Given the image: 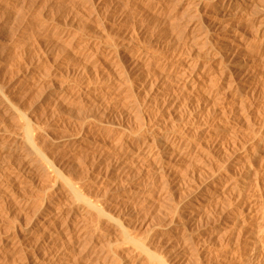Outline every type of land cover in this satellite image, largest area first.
<instances>
[{
    "label": "rangeland",
    "instance_id": "rangeland-1",
    "mask_svg": "<svg viewBox=\"0 0 264 264\" xmlns=\"http://www.w3.org/2000/svg\"><path fill=\"white\" fill-rule=\"evenodd\" d=\"M197 1L198 0H175L174 2L173 0H147V1L146 0H109V1L108 0H0V264H31L25 252L27 251L30 252L34 249L35 250L40 249L39 246L36 248L38 243L36 239H39L40 238L39 236L42 234L41 227L38 224L40 223L39 221L42 218L43 213L45 212V208L47 206H54L55 203H57L58 201L60 202L61 200H63L62 198H64V195L62 193L60 194L56 190L57 185L61 183V179L58 178L59 176H57L56 173L55 175L54 172H51L49 170H47L48 172L46 170L44 171L43 168L40 166L42 161H39L37 157L36 160L32 150L30 148H26V146H28L27 143L21 140L18 142L17 140L18 138L20 139L24 134L23 133L24 126L22 125L24 124L23 120L25 118L30 121L31 125L33 123L32 125V129H34L33 135H35L34 133H36V131L40 129L41 136L34 139H36L37 146L40 145L42 147L41 149L45 152V154L47 153L46 155L48 156L49 161L52 162L50 163L53 165V167L56 168L61 173H63L64 175H66L67 177L69 176V179L74 178L73 181L75 182L73 181L72 182L76 183L78 186L79 185L82 186L79 187L82 189L83 192L86 191L85 194L89 195V197L91 196L92 198L91 197L90 198L92 200L93 199L94 201L99 200V203L100 201L101 203H104L105 209L107 211L110 210L109 213L112 214L114 217L116 216L119 222L121 221L123 222L121 224L126 229H128L127 232L129 231L130 235H133V237L135 235L136 236L135 238L139 240L142 239L141 241L145 240V242L151 240L148 242L150 243V248H152L151 250L154 249V251L157 254L162 256L164 255V258L170 261L169 263L171 262L173 263L176 261L179 262L181 260L180 264H190L191 262H192L191 264H195V262L197 264V260H195L196 259L195 250L191 248H193V245L196 246L197 243L199 245L201 242H203V240L205 241L209 239H211V241L216 240L215 241L216 243L214 242L215 246L216 244H218L217 247L220 246L219 249L223 250V253L227 254L228 258L230 259L232 258L234 262L236 261L235 262L236 264L260 263L261 260L260 258L263 251L262 249H264V244L256 236L257 233H255L254 231L255 234L253 232H250V234L249 233L247 234L248 236L246 234L242 235L239 241L236 242L237 245L234 244L236 241V239L234 238L235 236H233L231 240L225 239V237L223 238L221 231L217 229V220L215 221V219L217 218L216 216L217 213L215 212L217 208L213 207L215 206L214 203H212L211 205L213 209L210 207L209 212H208V208L206 211L204 210L203 212L202 209L198 208V205L202 206L203 203H199L200 198L195 199V194L198 193L197 195H199L200 197L202 196L201 193L205 189L203 186L204 184H206V186L208 184L210 186L211 184L214 185L212 186L213 189L212 188L210 189L211 192L217 189L218 190L222 189L221 184L216 183L217 181H220L219 179L221 177H223L221 178V181L222 179H224V176L225 177L233 176V178L232 177L231 178L234 180H236L235 178L238 179L243 178L241 176L242 169L239 166L241 165L240 160H242V162L244 161L242 159L243 155L245 156L247 153L250 152L251 149L252 142L250 141L252 139V133H250L251 132L250 128H252L251 126L252 122L254 123L255 120V117H253V115H255L253 113L254 105L256 104L255 101H258L259 99L258 97H260V95L264 97L263 95L264 73H262L264 71L260 70L261 69L260 67H262L260 64L261 62L253 61L254 62L253 63L251 61H248L247 64L244 65L241 59L240 61L241 63L235 65L233 63L229 64V67L231 65H233L232 67H234L232 68L234 70L232 71L233 75L231 76V80L234 81L232 82L234 86L232 90L234 89L240 90L239 88L241 86L240 83L242 84L244 83V81L245 82L250 81L249 83L251 84V87L252 86L253 87L252 90L249 92V94L246 95L247 97L245 96L248 99L245 102L246 105H244V109L241 110V107L240 109L238 107V109L241 110L239 111L238 109H236L237 107L234 108L236 110H234L232 107L231 108L224 107L222 111L213 114V118L214 116L217 117L220 115L219 117L216 118L218 120L222 117L220 119V122L221 120L224 121L225 119L224 122L226 123L227 120L226 124L224 122H221V125H226V126H230L236 121L239 122V123L238 122L235 123L237 125L243 124L244 122H247L246 120L248 118L249 124H247L246 126L248 129L247 128L245 129V133H247V130L249 131L248 134H245L247 138H245V135L241 136L240 138L243 139V142L245 144L242 142L241 144L237 142L236 145L234 144L233 146L232 145L230 146L229 144L225 152L226 154L224 153L221 154L218 151L216 153V151L214 150L215 148L213 147L212 148L207 147V150H205L203 153L200 154L194 152V155L197 156L196 158L193 155V152H189L188 153L189 155L185 156L186 158L183 157L182 160L179 159L180 161L177 160L176 162L173 160L171 161L173 167L178 166L176 167L178 169L175 168L174 174L167 173L164 176V178L162 177L155 178L153 176V171H152L153 169H151L152 167L151 165L148 164V161H142L139 160L138 158H136L137 161L136 160L133 161L132 160L133 158L132 159L128 158L127 160H129V162L128 161L127 162L129 164L125 162L126 166H124L125 163L123 162L124 161L123 159L119 160L116 157H112L113 155L112 151L114 149L115 141L120 137L121 134L119 135V133H121L120 131L124 128V126L125 128L122 130V132L123 131L126 132V130L128 132H131L133 130V132L135 131L136 133H139L140 136L146 133L145 130L148 129V126L150 124L149 122L150 120L148 116L151 117V114L152 116L154 114L155 117L156 116L155 113H156L161 118L163 117V119L164 118L166 119L167 115L170 113L169 115L172 116L168 117L167 120H164L167 122L173 120L174 117L177 118V115L180 113L178 111H183L184 108L185 109L191 108L188 105L187 98L184 101L185 94L183 95L182 93H180L184 96L182 97V95L178 94L179 93L178 91H177L178 93L175 92L174 94L175 100L173 99L172 102L178 101V103L175 102V104L176 107H179L180 109L182 108L180 106H183V104L185 106L188 105L187 107L184 106L183 109L181 110L176 108L175 109L177 111L176 113L174 112L175 111L174 109H170L171 112L164 111V109L161 108L160 105L161 103H163L162 101H164V99L161 101L162 97L159 95L157 96V94L158 93L160 94L162 90L172 93V91L174 90L172 89L174 86V81L173 83L169 82L168 79L166 80L162 79L161 81L160 79L161 77L160 78L157 77L156 84L157 82L159 83L157 85L155 84L152 88L155 90L157 86L160 85L157 89V91L160 92L157 93L153 92L154 90L152 91V88L150 91L149 90L150 86L147 87L148 88V90L146 89L147 91L146 90L139 91V93L137 92L136 94L133 91L135 90L134 85H137V83L139 82L138 80H141L143 76L142 74L141 76L140 73L138 72L141 70L142 71V72L140 71L141 73L147 74L149 71L146 72L145 70H150V72L152 73L153 71L151 67L153 63L151 64V66H149V68L148 65L150 64L147 63H146L147 66L145 64L142 65L141 67H136V69L134 67H133L134 69H132L131 66H129L130 68L127 67V71L128 69L129 71L124 74L125 76L124 78L128 80V81L125 80L124 83L126 85L125 86L126 90H123V92L120 94L118 92V89L112 86V82H114L115 86L118 85V83L116 82L117 77L113 73V68L108 67V65L105 66V64L103 63L101 64L98 63L97 65L96 64L94 65V63H97L96 61H92V60L90 61L89 59H87L86 57L80 54V50L83 51L84 48L91 47L93 43H96L97 45V42H99L98 44H100V42L102 41L101 44H105V43L107 44L108 42L107 45L109 44L113 45L112 42L113 43L116 42L114 43V45L115 44L118 45V41L119 42L121 41L122 45L123 44L124 46L127 45L126 47L130 48L131 46H133L132 49L134 51L136 50L135 52L146 50V52H148L149 55L152 54L154 56V60L158 58L162 59L165 57V61L169 60L168 61L169 63L167 61L166 62L170 66L171 63H174L176 60L179 59V57L180 58L182 57V59H186L187 57L189 59H192V61L194 60V62H201L205 59L203 57L204 56L203 52L205 48L201 46V43L192 40L195 39V37L193 38L195 32H193L192 29L196 22V24H200V26L204 25L203 27H200V29H202V30L199 29L200 31H204V29L206 30L208 28V23H209L208 20L212 19V16L214 17L215 15L214 12L216 10L214 9V5L211 3V1L213 2V0H201L204 2L203 6L194 8L196 6ZM189 3H191L190 6H187V4ZM192 5H194V7ZM102 8L104 9V11ZM251 10L248 11L249 14L247 13L248 16L246 17L248 18V20L251 19L250 21H256L261 12L260 10H256V9H255L256 11L253 10V12ZM250 14L253 15L255 14V15L253 17V15ZM206 23L207 25H205ZM220 33H221L220 30L218 31L211 30L209 35L212 44L216 45V43L214 42H216V38ZM100 34L102 35V37ZM119 35L122 36L120 37ZM122 45L120 44L118 47ZM201 47L203 48L200 49ZM162 55L165 56L161 57ZM78 64L79 65L82 64L80 65V67L85 66L83 68L85 72H83L84 70L82 69V67H81L82 71L80 67L78 69L79 66ZM240 64H242L243 66H241ZM258 64H260V67ZM239 66H241V68ZM246 67L248 68L246 69ZM96 68L99 69L97 70ZM258 69L260 73L256 71ZM96 70L98 71V74L96 73L97 72ZM110 71H112L113 74ZM143 71H145L146 73ZM81 72H83L84 74H82ZM104 76L106 78H103ZM250 78L252 80H250ZM159 79L162 83H164L165 81L167 82L164 83V85L166 84V87L163 84L162 85L160 84V81H158ZM105 81H107V84ZM106 85L108 87L111 86L109 90ZM105 88L107 89L105 90ZM257 89H258V93H257ZM254 91L256 94L254 93ZM149 92L152 94L155 93L156 95L155 97H153V95H151L152 97L150 96L151 97V102H150L151 104H149L150 111L147 108V102H146L147 98L150 95ZM251 92H253L257 97L254 96L253 93L251 94ZM176 93L178 95L177 97H176ZM132 94H134L136 97ZM250 94L252 95V97H250L251 96ZM115 95L117 96L115 97ZM255 97L257 100H255ZM153 98L155 103L153 102ZM156 98L158 102L155 100ZM179 98L181 99L179 100ZM132 99L135 100L134 102L136 103H134ZM260 99H264V98L260 97ZM4 100H6L8 104H6ZM144 101L146 102V104ZM226 101L228 100L226 99ZM226 101L223 103H226ZM260 101H261V105L264 107V100H260ZM128 102L129 103L133 102L132 103L133 106L129 107ZM148 102H149V98H148ZM156 102L159 105H157ZM155 104L156 106H158L157 107L158 110L160 108L159 111L160 114L157 113L158 112L157 109L156 112H154L155 109L153 108H156ZM191 106L193 108L194 105ZM143 108L145 109L147 108V109L144 110ZM225 108L226 110H224ZM229 108L231 110H229ZM232 109L235 112H233ZM172 110L174 111L172 112ZM145 111H149L150 113L149 112H148L149 114L147 112L145 113ZM224 111L225 113L227 111V114L230 111L228 117H230V115H233V118L236 117L239 120L234 118L231 121L230 118L226 117L227 114H225ZM237 111L239 112V114L237 113ZM141 112H143V114ZM218 113L221 114L216 115ZM245 114L248 117L243 118ZM22 117L25 118L23 119ZM134 117L138 120H136ZM241 119L244 120L243 123H241L242 122L240 121ZM136 124L138 125L134 126ZM145 125L147 126L145 127ZM37 126L39 129L37 128ZM136 127L137 128L139 127V129L141 128L142 131L141 129L137 130ZM209 129H210L209 127H203L201 130L204 134L209 132ZM140 131L143 134H140ZM67 134L69 137L67 136ZM250 134L251 137L248 136ZM118 135L119 137L116 138ZM75 136H79V137H75ZM34 137H36V135ZM77 141H80V144H77ZM226 141L224 142L226 143ZM22 143H25L24 145L26 146H24ZM46 144L48 146H46ZM243 144L246 146H243ZM239 145H242L241 148ZM28 151L31 155L28 154ZM218 154H220L221 156ZM224 155H226L225 158ZM239 156L240 157L242 156V158L237 160L236 158H238ZM50 157L52 160L50 159ZM189 159L191 162H189ZM234 159L237 160V163ZM206 160L209 163H207ZM70 162H72L73 165ZM189 163L190 164L192 163L191 166H189L190 165ZM258 164L259 163L256 164L258 168H261V166ZM189 167H191L194 170H192ZM73 169L74 172L72 171ZM211 169H213V171ZM69 170L70 172H68ZM211 172H213L214 174ZM175 173H177L178 175ZM210 173L212 176L210 175ZM191 176L192 178L194 176L196 180L194 178H193L194 180L191 179ZM260 176L258 175L259 177L257 180L258 185H256L257 183L255 184V181H253L254 178L248 175L246 179H244L245 183L247 184L245 186L244 192L246 194L245 196L248 195L250 196L257 193L258 195H260L259 197L262 196L260 198V202L264 209V194H263L264 180ZM78 177H80L79 180ZM54 179L55 182H52ZM190 179L192 180V182ZM41 180L42 181L44 180L43 183ZM249 180H251L250 183ZM193 181H196V183L198 185L200 184V186L198 187L197 184L194 183ZM188 182L190 185H188ZM252 183L256 186H254ZM185 184L186 186H188L189 189L183 188L185 187ZM89 185L91 188H89ZM191 186H194L195 189H196L195 186H197L198 188L197 190H195L192 189L193 187L191 188ZM190 188L192 189L191 192L192 191L193 192L192 194L189 195V193H191V192L188 193V191H190ZM99 194L102 197H100ZM60 195L62 198L60 197ZM118 196L120 197L118 198ZM188 205H190L193 208L197 207L196 208L197 212H194L195 213L194 217L196 218L197 226L195 225H193V227L190 226V223L188 222L189 214L188 216H185L182 214L180 215L178 213L179 217L181 216V221L186 220L185 221L186 223L184 222V224L186 225L185 228H187L186 237L188 239L192 238L191 241H187L186 243H184L185 241L182 240L179 241L177 238H175L176 234L171 229L174 225H171L170 223L171 220L169 222V219L172 217L173 213H175L176 210H180L179 207L184 206L182 209L186 207L184 209V211L186 212L182 210L183 212L180 211L181 213H189L190 210L188 208ZM102 221H100L102 224L99 222L101 225L99 224L100 228L98 227L96 234L92 233L94 236H91L92 235L91 234L90 235L91 238L86 239L84 243L83 241H78V240L75 241V238L72 242H68V240L67 242H65L64 239H62V235L64 234L61 235L60 232L55 231L56 229L60 231V229H58L60 228L59 226L54 231H52V233L60 234L59 236L57 235V240L61 244L58 241H56V245L58 247L62 246L61 248L56 247L54 242H51L50 238L46 239L47 235H45V237L43 236L44 237V239L42 237L43 241H47V242L42 241L45 247L47 245V247L49 248L50 247H53V249L54 247L58 248L57 249L58 260L56 257L54 263L52 262V264H111V263L118 264V262L120 261V257H126L125 256L126 251L128 249H131V245L130 243L128 245V242L126 244V242L123 239H121L122 241L120 240V238L122 237L119 233H117L119 232V230L118 227H116L118 226L116 222L107 221V220L106 221L102 220ZM166 224H169V226L171 227H169ZM165 225L166 227H169L167 230L170 231L167 234H165L162 231V227L163 226L165 227ZM101 226L105 229H103ZM100 229L102 232L100 231ZM111 229L112 231L110 232ZM258 229L260 228H254L253 230H256V232H258L259 231ZM251 234L254 235L252 236ZM27 236L29 238H26ZM59 239L63 240L65 243L63 241H60ZM109 239L111 241L108 242ZM253 239H255L256 241L258 239V241L256 242ZM87 240L90 242L87 243ZM15 241L19 242V244L17 242H16L17 244H15ZM57 242L59 243V245L57 244ZM111 242L112 243L115 242L114 243L115 246ZM254 242H256L255 245ZM258 242H262V243L260 244ZM62 243L63 244L67 243L66 244L67 247L66 245H62ZM190 245L191 247H189ZM101 246L102 247L105 246V247L102 248ZM197 246L194 249H196ZM237 246H239V248H237ZM258 246L261 247L262 250L261 252ZM240 247L242 250L240 249ZM252 247L254 249H251ZM108 248L110 249V251L113 250L111 251L112 254L111 252H109ZM257 248L259 249V252ZM80 249H82L81 252ZM240 250L242 252L244 251L245 253L243 252L241 254ZM62 252L65 254H63ZM120 254L123 256H121ZM128 254L129 253H127V256H129ZM65 256L69 257L70 259ZM66 258L67 260H65ZM181 258H183L184 260ZM192 258L194 261L192 260ZM235 258L238 259L236 260ZM198 263L210 264L207 263V259L203 256H201L200 258L198 257Z\"/></svg>",
    "mask_w": 264,
    "mask_h": 264
},
{
    "label": "bare ground",
    "instance_id": "bare-ground-1",
    "mask_svg": "<svg viewBox=\"0 0 264 264\" xmlns=\"http://www.w3.org/2000/svg\"><path fill=\"white\" fill-rule=\"evenodd\" d=\"M109 1V0H108ZM147 1V0H146ZM175 0H173L174 2ZM90 2V1H89ZM113 2V1H112ZM115 2V1H114ZM127 2V1H126ZM130 2V1H129ZM168 2V1H167ZM189 2V1H188ZM206 2V1H205ZM97 3V2H96ZM196 3V2H195ZM203 1L198 0L196 3V6L194 7V5H192L194 8L199 7V6H203ZM211 3L214 5V9L216 10L214 13V17L212 16V19H209V23H208V28L204 31H200L202 29H200V27H203L204 25L200 26V24H196L193 27V32L196 42L201 43V46H203L205 48L204 50V60L201 62H194V60L192 61V59H189L186 57V59H182V57H179V61L176 60L174 63H171V66L167 64V62L169 61H165V55H162L161 57H164L162 59H155L154 60V56L149 55L148 52L145 51H140V52H135L131 46L126 47L127 45L124 46V44L122 45V42L120 43L118 41V45L114 43L116 42H112L113 45H107L105 44H98L99 42L93 43V45L91 47H87L84 48L83 51L80 50V54L84 57H86L87 59H89L90 61H96L97 63H94V65L98 64V63H103L106 65H108V67H112L113 68V73L116 75V82L118 83L117 86H115L114 82H112V86H114L116 89H118V92L121 94L123 92V90L125 89V80L128 81L127 79H125L124 74L127 71V67L131 66L132 69H136V67H141L142 65L150 64L148 65L151 66L152 64V73L150 72V70H145L146 72L149 71L147 74L141 73L140 71L138 73H140V75L142 76L141 80H138L139 82L137 83V85H134L135 90H133L135 92V94L139 91H145L146 89L148 90L147 87H149V90L151 91V88L156 84V79L157 77L161 79H168L169 82L173 83L174 81V86L172 89H174L172 91V93L168 92V91H164L162 90L157 91L158 87L154 90L152 88L153 92H160V94L158 93L157 96H161L162 99L161 101L164 99V101H162L163 103H161L160 101V105L161 108L164 109V111H170V109H183V107L185 106L183 104V106L181 109L179 107H176L175 102L172 100L175 97V92H177L178 94L182 93L183 95L185 94V98L184 101L187 98V102L189 107L192 108L191 105H194L193 108H189V109H185L183 111H178L180 112L177 115V118L174 117L173 120H169L170 122L164 121L167 120L168 117H171L169 114V116L167 115V118L163 119V117L161 118L160 116H158L155 113V117L154 114L151 117H149V126L148 129L145 130L146 133H141L143 135H139V133H136L135 131L133 132V130L131 132H128L126 130L122 132V130L120 131L121 133H119V135L116 137L118 139H116L115 144H114V149H113V155L112 157H116L119 160H124L123 162H129V160H127L128 158L132 159L133 161L136 160V158H138L139 160L142 161H148V164L151 165V169H153V176L156 177H162L164 178V176L167 173L170 174H174L175 172V168L178 166L173 167V165L171 164V161H177V160H182L183 157H185L186 155L188 156L189 152H197L198 154L203 153L205 150H207V147H213L215 148L214 150L221 153V154H226V150H227V146L230 144V146L232 145H236L237 142H239V144L244 143L243 139H240L241 136L248 134V130L247 133H245V129L247 128V124L248 123V118H247V122H244V120H240L242 121L240 125H237L235 123H237L238 121H236L233 124H229L230 126H226V125H221V122H224L221 120L220 122V118L219 120L216 119L217 117H219L221 113H218L216 115H219L217 117L214 116L213 118V114L220 112L223 110L224 107H232L233 109L236 108L241 110L244 109V105L246 100L248 98H246L247 94H249V92L252 90L251 84L248 81H244V83H240V90H232L233 89V83L234 81L231 80V76L233 75L232 71L234 69V67H232L233 65H231L229 67V64L233 63L238 64L241 63V59H242V63L244 65L247 64L248 61L251 62H261V66L260 64L259 68L260 70L264 71V0H213V2L211 1ZM91 4V3H90ZM100 4V3H99ZM106 4V3H105ZM117 4V3H116ZM136 4V3H135ZM191 3L187 4V6H190ZM194 4V3H193ZM103 5V4H102ZM207 5V4H206ZM210 5V4H209ZM118 6V5H117ZM168 6V5H167ZM91 7V6H90ZM95 7V6H94ZM104 7V6H103ZM125 7V6H124ZM252 10H251V8ZM165 8V7H164ZM187 8V7H186ZM250 8V9H249ZM254 8V9H253ZM98 9V8H97ZM103 9V8H102ZM101 9V10H102ZM154 9V8H153ZM189 9V8H188ZM201 9V8H200ZM260 10V15L258 17V19L256 21H250L248 20V18L246 16L248 11L251 10L253 12L256 10ZM125 10V9H124ZM130 10V9H129ZM165 10V9H164ZM204 10V9H203ZM104 11V9H103ZM199 11V9H198ZM97 12V11H96ZM158 12V11H157ZM183 12V11H182ZM93 13V12H92ZM100 13V12H99ZM168 13V12H167ZM166 13V14H167ZM201 13V12H200ZM194 14V13H193ZM211 14V13H210ZM249 14V13H248ZM84 15V14H83ZM170 15V14H169ZM253 15V14H250ZM255 15V14H254ZM253 15V17H254ZM101 16V15H100ZM114 16V15H113ZM122 16V15H121ZM127 16V15H126ZM168 16V15H167ZM96 17V16H95ZM129 17V16H128ZM100 18V17H99ZM122 18V17H121ZM251 18V17H250ZM193 19V18H192ZM113 20V19H112ZM121 21V20H120ZM159 22V21H158ZM207 22V21H206ZM188 23V22H187ZM102 24V23H101ZM98 25V23H97ZM108 25V24H107ZM114 25V24H113ZM207 25V23L205 24ZM184 26V25H183ZM98 27V26H97ZM111 28V27H110ZM109 28V29H110ZM117 29V28H116ZM200 29V30H199ZM98 30V29H97ZM215 30H220L221 33L218 34L217 38H216V45L211 43V39H210V35L209 33ZM111 31V30H110ZM109 31V32H110ZM113 31V30H112ZM185 31V30H184ZM108 32V31H107ZM114 32V31H113ZM179 32V31H178ZM106 33V32H105ZM95 34V33H94ZM108 34V33H107ZM106 34V35H107ZM129 34V33H128ZM192 34V33H191ZM84 35V34H83ZM101 35V34H100ZM112 35V34H111ZM120 36V35H119ZM122 36V35H121ZM120 36V37H121ZM102 37V35H101ZM106 37V36H105ZM104 37V38H105ZM110 37V36H109ZM192 37V36H191ZM85 38V37H84ZM94 38V37H93ZM97 38V37H96ZM126 38V37H125ZM157 38V37H156ZM212 38V37H211ZM95 39V38H94ZM109 39V38H108ZM118 39V37H117ZM190 39V38H189ZM81 40V39H80ZM93 40V39H92ZM112 40V39H111ZM125 40V39H124ZM157 40V39H156ZM194 41V43H195ZM214 41V40H213ZM105 42V40H104ZM103 42V43H104ZM159 42V41H158ZM111 43V42H109ZM122 46L118 47L120 44ZM81 44V42H80ZM83 44V43H82ZM96 45V46H94ZM117 45V46H116ZM154 45V44H153ZM197 45V44H196ZM79 46V45H78ZM77 46V47H78ZM138 46V45H137ZM215 46V47H214ZM84 47V46H82ZM200 47V46H199ZM203 47H201L200 49H202ZM139 48V47H138ZM141 48V47H140ZM81 49V48H80ZM136 49V48H135ZM154 49V48H153ZM139 50V49H138ZM78 51V50H77ZM200 52V51H199ZM157 53V52H156ZM159 53V52H158ZM167 53V52H166ZM76 54V53H75ZM79 54V55H80ZM155 54V53H154ZM176 56V55H174ZM78 57V56H77ZM172 57V56H171ZM242 57V58H241ZM245 57V60H244ZM156 58V57H155ZM168 58V57H167ZM83 59V58H82ZM177 59V58H176ZM203 59V58H202ZM87 61V60H86ZM253 62V63H254ZM79 63V62H78ZM87 63V62H85ZM84 63V64H85ZM90 63V62H89ZM169 63V62H168ZM252 63V64H253ZM83 64V63H82ZM80 64V65H82ZM146 64V66H147ZM79 65V64H78ZM80 65L78 66V69L80 67ZM241 66H243L242 64H240ZM257 65V64H256ZM255 65V66H256ZM88 66V65H87ZM99 66V65H98ZM145 66V67H146ZM241 66H239L241 68ZM248 66V65H247ZM254 66V67H255ZM82 69L85 67L81 66ZM80 67V69H81ZM107 67V68H108ZM134 67V68H133ZM167 67V68H166ZM130 68V67H129ZM248 67H246L247 69ZM253 68V67H252ZM257 68V67H256ZM77 69V70H78ZM81 69V71H82ZM87 69V68H86ZM95 69V68H94ZM97 69V68H96ZM99 69V68H98ZM97 69V70H98ZM106 69V68H105ZM109 69V68H108ZM107 69V70H108ZM111 69V68H110ZM144 69V68H142ZM237 69V68H236ZM256 70L257 72L260 73V71ZM76 70V69H75ZM84 70V69H83ZM96 70V71H97ZM126 70V71H125ZM138 70V68H137ZM143 71V72H145ZM236 71V70H235ZM234 71V73H235ZM77 72V71H76ZM85 72V70L83 71ZM83 72H81L82 74H84ZM112 73V71H110ZM145 72V73H146ZM237 72V71H236ZM80 73V75H81ZM94 73V72H93ZM98 74V71L96 72ZM108 73V71H107ZM112 73V74H113ZM250 73V72H249ZM264 73V72H262ZM79 74V73H78ZM110 74V73H109ZM108 74V75H109ZM103 75V74H102ZM127 75V74H126ZM101 76V74H100ZM112 76V75H111ZM114 76V75H113ZM244 76V75H243ZM260 76V75H259ZM264 76V75H263ZM99 77V76H98ZM109 77V76H108ZM115 77V76H114ZM245 77V76H244ZM103 78H106L105 76ZM112 78V77H111ZM129 78V76H128ZM141 78V77H140ZM154 78V79H153ZM234 78V77H233ZM253 78V77H252ZM263 78V77H262ZM115 79V78H113ZM160 79L158 81H160ZM247 79V78H246ZM249 79V78H248ZM108 80V79H105ZM137 80V78H136ZM155 80V81H154ZM250 80H252L250 78ZM115 81V80H113ZM133 81V80H132ZM160 81V84L164 85V83H167L166 81L164 83H162ZM107 84V81H105ZM259 82V81H258ZM102 83V82H101ZM135 83V84H136ZM159 82H157L158 84ZM170 83V84H171ZM96 84V83H95ZM110 84V83H109ZM131 84V83H130ZM156 84V85H157ZM260 84V83H259ZM129 85V84H128ZM172 85V84H171ZM168 85V86H171ZM255 85V84H254ZM264 85V84H263ZM107 86V85H106ZM105 86V87H106ZM166 87V84L164 85ZM79 87V86H78ZM96 87V86H95ZM98 87V86H97ZM100 87V85H99ZM108 87V86H107ZM111 87V86H110ZM108 87V90L109 88ZM156 87V86H155ZM262 87V86H261ZM264 87V86H263ZM80 88V87H79ZM113 88V87H112ZM131 88V87H130ZM133 88V87H132ZM257 88V87H256ZM107 88H105L106 90ZM165 89V88H164ZM169 89V88H168ZM171 89V90H172ZM99 90V88H98ZM115 90V89H114ZM146 90V91H147ZM161 90V89H160ZM166 90V89H165ZM113 91V90H112ZM117 91V90H116ZM132 91V92H133ZM125 92V91H124ZM114 93V92H113ZM142 93V92H141ZM147 93V92H146ZM176 93V97L178 96ZM253 92H251L252 94ZM255 93V91H254ZM253 93V94H254ZM257 93H258V89H257ZM149 102H148V98H147V108L149 110V104H151V95H153V97H155V93L152 94L149 92ZM180 94V95H182ZM250 94V95H251ZM256 94V93H255ZM254 94V96H256ZM260 94V93H259ZM124 95V94H122ZM134 95V94H132ZM140 95V94H139ZM182 95V97H184ZM264 95V94H263ZM4 96V95H3ZM117 95H115L116 97ZM127 96V95H126ZM130 96V95H129ZM135 96V95H134ZM146 96V94H145ZM151 96V97H150ZM246 96V97H245ZM249 96V95H248ZM259 96V95H258ZM124 97V96H123ZM136 97V96H135ZM142 97V95H141ZM180 97V96H179ZM252 97V95L250 96ZM249 97V98H250ZM257 97V96H256ZM255 97V100H257ZM261 98H264L263 96L260 95ZM260 97H258L260 99ZM2 98V97H1ZM6 98V97H5ZM118 99V98H116ZM131 99V98H130ZM181 98H179L180 100ZM226 99L228 101H226ZM258 101L254 102V111L253 113L255 115H253V117H255L254 123L252 122V128H250L252 133V139L250 142H252L251 144V149L250 152L247 153L245 156H242L236 158L237 160L239 159H243L244 161H241V165L239 166L242 169V177L243 178H235L236 180L232 179L233 176L231 177H225L224 175V179H222L221 181V177L219 180L220 181H215L216 183L221 184V188L220 190H215V191H210V189L212 188V186H214L213 184H211V186L208 184L206 186V184H204V193H201V197L197 194H195V199H199V203H203L202 206L198 205V208L202 209V211L204 212V210L206 211L208 208V212H209V208L211 207L212 203H214L215 206H213L214 208L216 207L217 210L215 211L217 213V218L215 219V221L217 220V229L221 231V234L223 235V238L225 237V239H232L233 236H235L234 238L236 239L235 241V245H237V241H239L240 237H242V235H247L248 233L250 234V232L255 231V233H257V237L260 239V241L263 242L264 244V209L263 206L261 205L260 202V195L257 194H253V195H248L245 196V186L247 185L244 181V179H246V177L248 175H250L252 178H254L253 181H255V184L258 182V175L260 177H262V179L264 180V107L261 105V101L260 100H264V99H260ZM8 100V99H7ZM133 100V99H132ZM131 100V101H132ZM141 100V99H140ZM144 100V99H143ZM146 100V99H145ZM157 101V98L155 99ZM159 100V99H158ZM175 100V99H174ZM9 101V100H8ZM126 101V100H125ZM130 101V102H131ZM135 100H133L134 102ZM137 101V100H136ZM226 103H223L225 102ZM4 102L6 104H8L6 102V100H4ZM132 102V103H133ZM145 102V101H144ZM143 102V104H144ZM145 102V104H146ZM153 102H154V98H153ZM158 102V101H157ZM156 102V104H157ZM250 102V101H249ZM129 103V102H128ZM132 103H129V107H132ZM136 103V102H134ZM155 103V102H154ZM178 103V101L176 102ZM185 103V102H184ZM223 103V104H222ZM252 103V102H251ZM155 104V106H156ZM171 104V105H170ZM186 104V103H185ZM222 104V105H221ZM126 105V104H125ZM137 105V104H136ZM159 105V104H157ZM179 105V104H178ZM182 105V103H181ZM188 105H186L185 107H187ZM135 106V105H134ZM141 106V105H140ZM143 106V105H142ZM152 106V105H151ZM154 106V104H153ZM127 107V108H129ZM139 107V106H138ZM144 107V106H143ZM146 107V106H145ZM158 106H156L154 112H156V109ZM246 107V106H245ZM137 108V107H136ZM142 108V107H141ZM140 108V109H141ZM146 108V109H147ZM226 108L224 110H226ZM229 108V110H231ZM144 110H146L145 108H143ZM152 109V110H153ZM232 109V110H233ZM234 109V110H236ZM238 109V110H239ZM128 110V109H127ZM172 110V112L174 111ZM233 110V112H235ZM239 110V111H241ZM150 111V110H149ZM149 111H145V113L149 112ZM160 108L158 110V114H160ZM125 112V111H124ZM144 112V111H143ZM143 112H141L143 114ZM171 112V111H170ZM175 113L177 112L176 110L174 111ZM232 112V111H231ZM132 113V112H131ZM130 113V114H131ZM139 113V112H138ZM144 113V115H145ZM150 113V112H149ZM148 113V114H149ZM223 113V112H222ZM225 113V111H224ZM230 113V111H229ZM229 113L227 114V111L225 114L227 118H230L231 121L236 118H233V115L229 116ZM237 113L239 114V112L237 111ZM236 113V114H237ZM241 113V112H240ZM17 114V113H16ZM127 114V113H126ZM140 114V113H139ZM166 114V113H165ZM164 114V115H165ZM173 114V113H171ZM243 114V113H242ZM241 114V116H242ZM22 115V114H21ZM31 115V114H30ZM124 115V113H123ZM163 115V114H161ZM175 115V114H174ZM223 115V114H222ZM221 115V116H222ZM145 116V117H146ZM240 116V115H238ZM28 117V116H27ZM144 117V116H143ZM166 117V116H165ZM223 117V118H226ZM248 117L243 116V118ZM20 118V117H19ZM23 119L25 117H22ZM21 118V119H22ZM135 118V117H134ZM239 118V117H238ZM242 118V117H240ZM20 119V120H21ZM131 119V118H130ZM136 119V118H135ZM134 119V120H135ZM152 119V122H151ZM237 119V118H236ZM129 120V119H128ZM133 120V123H134ZM138 120V119H136ZM135 120V121H136ZM239 120V119H237ZM24 124L22 126L23 127V136L18 140V142L21 140L25 143H27L26 146L24 145L25 143H22L24 146H26V148H30L35 156V158L37 157L39 159V161H42V165L40 164V166L43 168V170L47 171H51L54 172V174L56 173L57 176H59L58 178L61 179V183L57 185V191L61 194L64 195V198L60 197L63 199L60 202L58 201L57 203H55L54 206H47L45 208V212L43 213L42 218L40 219V223L38 224L41 227V235L39 236V239L37 240V246L36 248L39 246L40 249H34L30 252H25V254L27 255V258L29 259V262L31 264H52V262L54 263L56 257H57V249L61 248L58 247L56 245V241L57 240V235L59 236L60 234H56V233H52V231H54L58 226L60 228L59 230H55L58 231L64 235H62V239H64L65 242H72L75 238V241H84L88 238H91L90 235L92 233L97 232L99 224L101 223L100 221L102 220H107V221H114L116 222V224L118 226V230L121 237V239H123L126 244L128 242V245L130 243L131 245V249H128L126 251V257H120V261L118 262V264H180V261H176V262H171L166 258H164V255H159L157 254L154 249L151 250L152 248H150V243H148L149 241L145 242V240L141 241L142 239H137L135 238L136 236L134 235H130L129 231L127 232L128 229H126L121 223H123L120 219L121 222L118 221L117 217L113 216L112 214L109 213V211H107L104 207V203H99L98 201H94V199L92 200L89 195H86L85 192L82 191V189L80 187L82 186H78L76 183H73L75 181H73L72 178L69 179V176L67 177L66 175H64L63 173H61L60 171H58L56 168L53 167V165L51 164L52 162L49 161L48 156L45 154V152L41 149L42 147L37 146L36 143V139L39 136H41V132L40 129L38 131H36V133H34L36 135V137H34L35 135H33V130L32 129V125L30 123L29 120H27L26 118L23 120ZM131 121V120H130ZM235 121V120H234ZM78 122V121H77ZM137 122V121H136ZM147 122V119H146ZM167 122V123H166ZM229 122V120H228ZM94 123V122H93ZM92 123V124H93ZM225 123V122H224ZM227 123V120H226ZM225 123V124H226ZM239 123V122H238ZM251 123V122H250ZM78 124V123H77ZM83 124V123H82ZM95 124V123H94ZM141 124V123H140ZM148 124V123H145ZM138 124L134 125L137 126ZM143 125V124H142ZM254 125V126H253ZM89 126V125H88ZM100 126V125H99ZM147 125H145L146 127ZM35 127V126H34ZM42 127V126H41ZM75 127V126H74ZM77 127V126H76ZM97 127V126H96ZM113 127V126H112ZM140 127V126H139ZM139 127L137 128V130L139 129ZM143 127V126H141ZM144 127V129H145ZM203 127H209V132L204 133L202 132V128ZM36 128V129H37ZM84 128V127H83ZM89 128V127H88ZM127 128V126H126ZM132 128V127H130ZM43 129V128H42ZM72 129V128H71ZM74 129V128H73ZM82 129V127H81ZM139 129V130H140ZM143 129V130H144ZM248 129V128H247ZM68 130V129H67ZM113 130V129H112ZM44 131V130H43ZM70 131V130H69ZM108 131V130H107ZM67 132V131H66ZM74 132V131H73ZM71 132V133H73ZM206 132V131H205ZM77 133V132H76ZM86 133V132H85ZM114 133V132H113ZM64 134V133H63ZM105 134V133H104ZM44 135V134H43ZM77 135V134H76ZM65 136V135H64ZM68 136V134H67ZM80 136V135H79ZM79 136H75V137H79ZM251 137V134L248 135ZM50 137V135H49ZM69 137V136H68ZM17 138V137H16ZM45 138V137H44ZM87 138V137H86ZM114 138V137H113ZM221 138V139H220ZM226 141V143L222 140ZM245 138L246 135H245ZM14 139V138H13ZM41 139V138H40ZM52 139V138H51ZM54 139V138H53ZM75 139V138H74ZM43 140V139H42ZM48 140V139H47ZM56 140V139H55ZM222 140V141H221ZM15 141V140H12ZM39 141V140H38ZM70 141V140H69ZM93 141V140H92ZM114 141V140H113ZM14 143V142H13ZM12 143V144H13ZM112 143V142H111ZM248 143V142H247ZM15 144V143H14ZM13 144V145H14ZM50 144V143H49ZM77 144H80V141H77ZM245 144V143H244ZM243 146H246L244 145ZM46 146H48L46 144ZM69 146V145H68ZM238 146V145H237ZM236 146V147H237ZM240 148L242 145H239ZM45 147V146H44ZM74 147V146H73ZM110 147V146H109ZM22 148V147H21ZM48 148V147H46ZM78 148V147H77ZM80 148V147H79ZM243 148V147H242ZM249 148V147H248ZM54 149V148H53ZM52 149V150H53ZM88 149V148H87ZM233 149V148H230ZM29 150V149H28ZM60 150V149H59ZM68 150V149H67ZM85 150V149H84ZM24 151V150H23ZM57 151V150H56ZM70 151V150H69ZM75 151V150H74ZM77 151V150H76ZM199 151V152H198ZM212 151V150H211ZM235 151V150H234ZM31 152V153H32ZM87 152V151H86ZM210 152V151H209ZM236 152V151H235ZM54 153V152H53ZM70 153V152H69ZM108 153V152H107ZM196 153V154H197ZM28 154L29 151H28ZM57 154V153H56ZM61 154V153H60ZM58 154V155H60ZM68 154V153H67ZM197 154V155H198ZM228 154V153H227ZM230 154V153H229ZM31 155V154H30ZM80 155V154H79ZM202 155V154H201ZM212 155V154H211ZM214 155V154H213ZM220 155V154H218ZM26 156V154H25ZM32 156V157H34ZM66 156V155H65ZM68 156V155H67ZM73 156V155H71ZM81 156V155H80ZM79 156V157H80ZM195 156V155H194ZM206 156V155H205ZM204 156V157H205ZM221 156V155H220ZM226 155H224L225 158ZM229 156V155H228ZM70 157V156H69ZM83 157V156H82ZM108 157V156H107ZM135 157V158H134ZM197 156H195L196 158ZM212 157V156H211ZM34 158V159H35ZM36 158V160H37ZM56 158V155H55ZM59 158V157H58ZM65 158V157H64ZM186 158V157H185ZM218 158V157H217ZM228 158V157H227ZM231 158V157H230ZM252 158V159H251ZM33 159V160H34ZM51 159V157H50ZM63 159V158H62ZM71 159V158H70ZM111 159V158H110ZM116 159V160H118ZM52 160V159H51ZM73 160V159H72ZM82 160V159H81ZM114 160V159H113ZM115 160V161H116ZM138 160V161H139ZM179 160V161H180ZM186 160V159H185ZM194 160V159H193ZM214 160V159H213ZM224 160V159H223ZM235 160V159H234ZM237 160L236 163H237ZM58 161V160H57ZM62 161V160H61ZM109 161V158H108ZM111 161V160H110ZM137 161V160H136ZM141 161V162H142ZM195 161V160H194ZM219 161V160H218ZM222 161V160H221ZM33 162V161H32ZM51 162V163H50ZM56 162V161H55ZM54 162V163H55ZM113 162V161H112ZM117 162V161H116ZM119 162V161H118ZM122 162V161H121ZM127 162V163H128ZM132 162V161H131ZM130 162V163H131ZM188 162V159H187ZM189 162L190 159H189ZM207 162V160H206ZM211 162V161H210ZM213 162V161H212ZM40 163V162H39ZM72 164V162H70ZM110 163V162H109ZM114 163V162H113ZM120 163V162H119ZM146 163V162H145ZM209 163V162H207ZM226 163V161H225ZM224 163V164H225ZM239 163V162H238ZM257 163H259L258 165L261 166V168H258V166L256 165ZM31 164V163H30ZM60 164V163H59ZM129 164V163H128ZM190 164V163H189ZM192 164V163H191ZM191 164L189 166H191ZM223 164V165H224ZM73 165V164H72ZM82 165V164H81ZM109 165V164H108ZM114 165V164H113ZM178 165V164H177ZM211 165V164H210ZM222 165V166H223ZM263 165V166H262ZM67 166V165H66ZM126 166V163L125 165ZM130 166V165H129ZM128 166V167H129ZM194 166V165H193ZM196 166V163H195ZM219 166V165H218ZM237 166V165H236ZM259 166V167H260ZM64 167V166H63ZM109 167V166H108ZM181 167V166H180ZM198 167V166H197ZM213 167V166H212ZM235 167V166H234ZM39 168V167H38ZM58 168V167H57ZM69 168V167H68ZM75 168V167H74ZM106 168V167H105ZM191 168V167H189ZM196 168V167H194ZM207 168V167H206ZM214 168V167H213ZM220 168V167H219ZM239 168V169H240ZM60 169V168H59ZM88 169V168H87ZM121 169V166H120ZM178 169V168H176ZM192 169V168H191ZM190 169V170H191ZM202 169V168H201ZM215 169V168H214ZM227 169V168H226ZM235 169V168H234ZM240 169V170H241ZM260 169V170H259ZM34 170V169H33ZM38 170V169H37ZM42 170V169H41ZM40 170V172H41ZM81 170V168H80ZM79 170V171H80ZM83 170V169H82ZM110 170V169H109ZM194 170V169H192ZM204 170V169H203ZM213 171V169H211ZM223 170V168H222ZM225 170V168H224ZM228 170V169H227ZM35 171V170H34ZM74 172V169L72 170ZM77 171V170H76ZM86 171V170H85ZM180 171V170H179ZM205 171V170H204ZM218 171V170H217ZM48 172V171H47ZM63 172V170H62ZM70 172V170L68 171ZM105 172V171H104ZM177 172V171H176ZM184 172V171H183ZM191 172V171H190ZM206 172V171H205ZM231 172V171H230ZM234 172V171H233ZM83 173V172H81ZM89 173V172H88ZM186 173V172H185ZM193 173V172H192ZM204 173V172H203ZM202 173V174H203ZM213 173V172H211ZM210 173V175H211ZM228 173V172H227ZM40 174V173H38ZM52 174V173H51ZM55 174V175H56ZM71 174V173H69ZM86 174V173H85ZM177 174V173H175ZM194 174V173H193ZM207 174V173H206ZM214 174V173H213ZM217 174V173H216ZM225 174V173H224ZM238 174V173H237ZM236 174V175H237ZM44 175V174H43ZM47 175V174H46ZM50 175V174H48ZM68 175V174H67ZM93 175V174H92ZM178 175V174H177ZM190 175V174H189ZM227 175V174H226ZM41 176V175H39ZM53 176V175H52ZM51 176V177H52ZM88 176V175H87ZM91 176V175H90ZM176 176V175H175ZM212 176V175H211ZM214 176V175H213ZM254 176V177H253ZM71 177V176H70ZM75 177V175H74ZM84 177V176H83ZM179 177V176H178ZM239 177V176H238ZM250 177V178H251ZM46 178V177H44ZM77 178V177H76ZM75 178V180H76ZM80 177H78L79 180ZM85 178V177H84ZM97 178V177H96ZM167 178V177H166ZM194 178V176H193ZM191 176V179H193ZM208 178V177H207ZM210 178V177H209ZM213 178V177H212ZM50 179V178H49ZM48 179V181H49ZM59 179V180H60ZM72 179V180H71ZM183 179V178H182ZM190 179V180H191ZM195 179V178H194ZM193 179V180H194ZM199 179V178H198ZM205 179V178H204ZM46 180V179H45ZM77 180V181H78ZM160 180V179H159ZM196 180V179H195ZM202 180V179H201ZM42 181V180H41ZM44 181V180H43ZM42 181V183H43ZM52 181V180H50ZM73 181V182H72ZM85 181V180H84ZM162 181V180H161ZM183 181V180H182ZM207 181V180H206ZM247 181V180H246ZM251 180H249L250 183ZM55 182V179L52 181ZM58 182V181H57ZM60 182V181H59ZM89 182V181H86ZM192 182V180H191ZM194 183H196V181H193ZM201 182V181H200ZM204 182V181H203ZM46 183V182H45ZM49 183V182H48ZM51 183V182H50ZM193 183V184H194ZM214 183V182H213ZM248 183V182H247ZM254 183V182H253ZM252 183V184H253ZM98 184V183H97ZM187 184V183H186ZM185 184V189H189L188 186H186ZM197 184V183H196ZM202 184V183H201ZM77 185V186H76ZM188 185L189 182H188ZM195 185V184H194ZM254 185V184H253ZM258 185V183L256 184ZM254 185V186H256ZM262 185V184H261ZM49 186V185H47ZM104 186V185H103ZM181 186V185H180ZM179 186V187H180ZM197 186L199 187L200 184ZM197 186L196 189L194 188V186H191L192 189L197 190ZM252 186V187H254ZM105 187V186H104ZM187 187V188H186ZM89 188L90 185H89ZM100 188V187H99ZM106 188V187H105ZM190 191L191 192V189ZM201 188V187H200ZM199 188V190H200ZM93 189V188H92ZM107 189V188H106ZM213 189V188H212ZM253 189V188H252ZM43 190V189H42ZM198 190V191H199ZM47 191V190H46ZM55 191V190H54ZM91 191V190H90ZM183 191V190H182ZM252 191V190H251ZM262 191V190H261ZM48 192V191H47ZM89 192V191H88ZM111 192V191H110ZM114 192V191H113ZM193 192V191H192ZM189 193L190 194H192ZM195 192V191H194ZM57 193V192H55ZM91 193V192H90ZM94 194V193H93ZM103 194V193H102ZM264 194V193H263ZM51 195V194H50ZM91 195V194H90ZM104 195V194H103ZM106 195V193H105ZM134 195V194H133ZM47 196V195H46ZM100 196V194H99ZM102 197V196H100ZM120 196H118L119 198ZM127 197V196H126ZM43 198V197H42ZM49 198V197H48ZM96 198V197H95ZM144 199V198H143ZM60 200V198H59ZM42 201V200H41ZM125 201V200H124ZM104 202V201H103ZM113 202V201H112ZM111 202V203H112ZM126 202V201H125ZM145 202V201H144ZM118 203V202H116ZM179 204V203H178ZM177 205V204H176ZM179 206V205H178ZM177 206V207H178ZM196 206V205H195ZM173 207V206H172ZM184 207V206H183ZM183 207H179L180 210H174L175 213H173L172 217L169 219V222L171 220V225H174L171 229L172 231H174V233L176 234V237L179 241H185L184 243H186L187 241H191V239H188L187 236V228L186 225L184 224V222L186 221H181V216L179 217V214L181 215H185L188 216V222L190 223V226L193 227V225L197 226L196 223V218L195 213L196 208L191 207L190 205H188L189 208V213H181L184 211V209H182ZM113 208V207H112ZM212 208V207H211ZM111 209V208H110ZM125 209V208H124ZM213 209V208H212ZM115 210V209H114ZM120 210V209H119ZM183 210V211H182ZM181 211V212H180ZM213 211V210H212ZM120 212V211H119ZM123 212V211H122ZM186 212V211H184ZM113 213V212H112ZM171 213V214H172ZM179 213V214H178ZM197 214V213H196ZM201 214V213H200ZM205 214V213H204ZM203 215V214H202ZM171 216V215H170ZM198 217V215H197ZM212 217V216H211ZM210 218V217H208ZM167 219V218H166ZM198 219V218H197ZM209 220V219H208ZM212 220V219H211ZM214 220V219H213ZM199 221V220H198ZM100 222V223H99ZM103 222V221H102ZM200 222V221H199ZM186 223V222H185ZM188 223V224H189ZM208 223V222H207ZM206 223V224H207ZM102 224V223H101ZM100 224V225H101ZM201 224V223H200ZM105 225V223H104ZM169 226V224H166ZM162 227V231L167 234L168 231L167 229L169 227ZM202 225V224H201ZM194 226V227H195ZM38 227V226H36ZM39 227V228H40ZM102 227V226H101ZM127 227V226H126ZM100 228V227H99ZM103 228V227H102ZM108 228V226H107ZM110 228V227H109ZM254 228H260L258 229L259 231L256 232V230H253ZM105 229V228H103ZM194 229V228H193ZM40 230V229H39ZM161 230V229H160ZM170 230V229H169ZM195 230V229H194ZM192 230V231H194ZM210 230V229H209ZM101 231V229H100ZM107 231V230H106ZM109 231V230H108ZM112 231V229L110 230V232ZM40 232V231H39ZM102 232V231H101ZM109 232V233H110ZM191 232V231H190ZM163 233V234H164ZM254 233V234H255ZM111 234V233H110ZM109 234V235H110ZM173 234V233H172ZM253 234V235H254ZM46 236V239L50 238L51 242H54V244L56 245V247H45V245L43 244V242H47V241H43L44 237ZM214 235V234H213ZM252 235V234H251ZM252 235V236H253ZM44 236V237H43ZM91 236H94L93 234ZM168 236V235H167ZM175 236V235H174ZM190 236V235H189ZM192 236V235H191ZM248 236V235H247ZM250 236V235H249ZM43 237V239H42ZM96 237V236H95ZM98 237V236H97ZM154 237V236H153ZM165 237V236H163ZM217 237V236H216ZM220 237V236H219ZM26 238H29L28 236ZM38 238V237H37ZM59 238V237H58ZM110 238V237H109ZM140 238V237H139ZM150 238V237H149ZM190 238V237H189ZM195 238V237H194ZM218 238V237H217ZM105 239V238H103ZM111 239V238H110ZM108 240L111 241V240ZM188 239V240H186ZM208 239V238H207ZM60 240V239H59ZM155 240V239H154ZM223 240V239H221ZM250 240V239H249ZM254 241H256L255 239H253ZM43 241V242H42ZM50 241V240H49ZM48 241V243H49ZM63 241V240H60ZM63 241V242H64ZM74 241V242H75ZM91 241V239H90ZM87 240V243L90 242ZM122 241V240H121ZM123 241V242H124ZM216 241V240H215ZM214 240L211 241V239L209 240H203V242H201L199 245L197 243V248L194 249L196 246H194L193 244V250H195V257L197 260V264L198 263V257L200 258L201 256L205 257L207 259V263L210 264H236L234 262V260L231 258H228L227 254L223 253V250H220L216 244H214L215 242ZM258 241V239H257ZM256 241V242H257ZM15 241V244H19V242ZM59 242V241H58ZM57 242V244L59 245V243ZM64 242V243H65ZM100 242V241H99ZM159 242V240H158ZM244 242V241H243ZM246 242V241H245ZM254 242V245L255 243ZM262 242H258V243H262ZM76 243V242H75ZM101 243V242H100ZM103 243V242H102ZM112 243V242H111ZM110 243V244H111ZM115 243V242H114ZM112 243V244H114ZM216 243V242H215ZM218 243V242H217ZM227 243V242H226ZM257 243V245H258ZM14 244V243H13ZM61 244V243H60ZM67 244V243H66ZM63 244L62 245H66ZM70 244V243H68ZM74 244V243H73ZM90 244V243H89ZM95 244V243H93ZM109 244V246H110ZM122 244V243H121ZM154 244V243H153ZM158 244V243H156ZM179 244V242H178ZM191 244V243H190ZM245 244V243H244ZM243 244V245H244ZM51 245V244H50ZM49 245V246H50ZM82 245V244H81ZM117 245V244H116ZM119 245V244H118ZM127 245V246H128ZM187 245V244H186ZM220 245V244H219ZM234 245V246H235ZM246 245V244H245ZM248 245V244H247ZM53 246V245H52ZM71 246V245H68ZM73 246V245H72ZM76 246V245H75ZM108 246V245H107ZM115 246V244H114ZM156 246V245H155ZM260 246V245H259ZM258 246V247H259ZM263 246V245H261ZM64 247V246H63ZM67 247V245H66ZM65 247V248H66ZM80 247V246H79ZM84 247V246H82ZM102 247V246H101ZM105 247V246H103ZM102 247V248H103ZM112 247V245H111ZM110 247V249H111ZM120 247V246H119ZM157 247V246H156ZM162 247V246H161ZM187 247V246H186ZM191 247V245L189 246ZM222 247V246H221ZM225 247V246H224ZM70 248V247H68ZM74 248V247H73ZM72 248V250H73ZM107 248V247H106ZM128 248V247H127ZM234 248V247H233ZM237 248H239V246H237ZM260 248V252L262 251V255H261V260L259 264H264V249L261 250ZM78 249V248H77ZM84 249V248H83ZM109 249V248H108ZM109 252L113 251L111 250ZM190 249V248H189ZM230 249V248H229ZM241 249V247H240ZM251 249H254L253 247ZM258 249V248H257ZM61 250V249H60ZM85 250V249H84ZM83 250V251H84ZM130 250V251H129ZM226 250V249H225ZM242 250V249H241ZM240 250V251H241ZM245 250V249H244ZM247 250V247H246ZM62 251V250H61ZM75 251V250H74ZM82 251V249H80V252ZM157 251V250H156ZM256 251V250H255ZM41 252V253H39ZM64 252V249H63ZM62 252V253H63ZM116 252V250H115ZM114 252V253H115ZM193 252V251H192ZM226 252V251H224ZM244 252V251H243ZM242 251L240 252L241 254L243 253ZM248 252V251H247ZM253 252V251H252ZM259 252V249H258ZM61 253V252H60ZM59 253V254H60ZM118 253V252H117ZM127 253H129L127 256ZM175 253V252H174ZM228 253V252H227ZM235 253V252H234ZM239 253V252H238ZM245 253V252H244ZM251 253V252H249ZM254 253V252H253ZM24 254V253H23ZM24 254V255H25ZM65 254V253H63ZM112 254V252H111ZM240 254V255H241ZM106 255V254H105ZM121 255V254H120ZM233 255V254H232ZM247 255V254H246ZM70 256V255H69ZM78 256V255H77ZM123 256V255H121ZM167 256V255H166ZM230 256V255H229ZM63 257V256H61ZM60 257V258H61ZM67 257V256H65ZM114 257V256H113ZM117 257V256H116ZM15 258V257H14ZM13 258V259H14ZM69 258V257H67ZM67 258L65 260H67ZM110 258V257H109ZM176 258V257H175ZM194 258V256H193ZM192 258V260H193ZM70 259V258H69ZM183 259V258H181ZM236 259V258H235ZM238 259V258H237ZM236 259V260H237ZM242 259V258H240ZM251 259V258H250ZM253 259V258H252ZM255 259V258H254ZM259 259V258H257ZM58 260V257H57ZM64 260V261H65ZM113 260V259H112ZM175 260V259H174ZM184 260V259H183ZM202 260V259H201ZM187 261V260H186ZM194 261V260H193ZM245 261V260H244ZM238 262V261H237ZM249 262V261H248ZM186 263V262H184ZM192 263V262H191ZM190 263V264H191ZM242 263V261H241ZM258 263V262H257ZM112 264V263H111ZM196 264V262H195ZM248 264V263H247ZM250 264V263H249ZM254 264V263H253ZM256 264V263H255Z\"/></svg>",
    "mask_w": 264,
    "mask_h": 264
}]
</instances>
